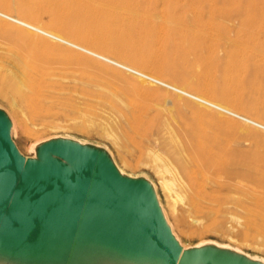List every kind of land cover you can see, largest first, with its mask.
Wrapping results in <instances>:
<instances>
[{"label": "rangeland", "instance_id": "1", "mask_svg": "<svg viewBox=\"0 0 264 264\" xmlns=\"http://www.w3.org/2000/svg\"><path fill=\"white\" fill-rule=\"evenodd\" d=\"M72 1H90L107 14L113 28L101 32L98 40L114 43L136 59L126 61L115 51L54 28L48 23L53 20L52 0H0V11L32 24L37 21V26L48 21L46 30L264 124V0ZM24 4L37 14L46 9L44 21L30 18L22 11ZM66 18L69 26L84 24L73 11ZM0 25L39 39L32 45L0 33V108L8 113L13 139L24 156H34L33 146L54 136L105 147L124 172L154 183L184 248L215 241L264 258V221L248 211L253 199L238 186L243 183L259 192L264 187L235 171L247 162L264 171L263 129L1 16ZM80 34L91 32L83 29ZM23 67L39 77L44 74V79L37 77L49 92H32L22 78ZM10 68L13 75L7 73ZM191 134L205 152L227 161L233 171L219 181H203L204 194L193 189L188 159L174 139L180 135L185 142L182 136ZM166 179L174 183L172 193L164 186Z\"/></svg>", "mask_w": 264, "mask_h": 264}, {"label": "water", "instance_id": "2", "mask_svg": "<svg viewBox=\"0 0 264 264\" xmlns=\"http://www.w3.org/2000/svg\"><path fill=\"white\" fill-rule=\"evenodd\" d=\"M12 130L8 113L0 108V243L3 251L10 246H23V242L15 243L12 237L23 238L24 235L18 233L20 228L28 229L34 221L74 227L84 225L85 229L98 230L108 227L104 224L118 223L121 230L117 234L121 241L109 235L107 237L116 241H95L87 231L84 236L67 235L63 232L73 231H51L48 225L37 226L32 232L46 237L56 234L66 240L68 236L83 237L86 244L96 247L86 252L94 258L105 256L98 248L100 244L113 246L121 257L129 258L125 260L129 264H147L144 260L149 264H264V258L215 241L184 248L165 216L154 183L146 176L124 172L105 147L71 136H54L36 143L34 156L26 157L18 149ZM67 195L76 198L78 204L95 201L110 206L112 213L87 217L76 200H66L70 199ZM31 204H38V210L45 214L32 217L19 214V208L24 211ZM16 208L17 214L9 222ZM13 220L17 224L15 229L9 230ZM26 243L30 248H39V252L46 251L41 250V246ZM51 249L48 246L47 250ZM52 252L55 253L53 249Z\"/></svg>", "mask_w": 264, "mask_h": 264}, {"label": "bare ground", "instance_id": "3", "mask_svg": "<svg viewBox=\"0 0 264 264\" xmlns=\"http://www.w3.org/2000/svg\"><path fill=\"white\" fill-rule=\"evenodd\" d=\"M47 1H51V0H47ZM52 1L55 4V8L51 9V12L50 11L49 12H50V14H52V15H50V17H52L53 20L51 19L50 22H48V21L47 22L51 23V21H52L51 25L54 28L56 27L60 31L64 32L65 35L70 37V38L71 37H74V38L78 37L80 39H83L87 43L99 45L102 48V50L115 51V53L120 54L126 61L130 60V59L131 60L136 59V56L134 54L118 50L114 46L115 45L114 43H110V42L107 43V42H102V41L98 40L99 38H97V36L102 34L101 32H104L105 30L110 31L113 28V23L111 22V20H109V17L107 16V14L103 13L100 9H97L95 7L94 3L90 2V1L86 2V3H78V2H73L72 0H52ZM26 9H28V10H26ZM30 9L31 8L28 6H25V4L22 6V11L26 12L27 15L30 16V18H34L36 20L37 19L43 20V17L46 16L45 15V13H47L45 11L46 9L45 10L43 9L45 13L41 12L42 14H37L36 11L34 10V8H33L34 11H32V9L31 10ZM47 10H49V8H47ZM41 11H42V8H41ZM70 11L75 12L76 15H80L83 18L84 24L82 26H73V25L69 26V24H68L69 18L68 19L66 18V14H67V12L69 13ZM0 15L4 16V18H6V19L18 24V25H21V26H23L29 30H32L36 33H39L45 37H48V38L53 39L55 41H58L64 45L73 47V48H75L79 51H82L83 53H86L88 55H91V56H93V57H95V58H97L103 62L109 63L111 65H114L116 67L124 69L128 72H132V73L136 74L138 77H140L146 81H147V79L145 77H147V78L151 77V78H154L160 82H164V81L158 79L157 77L155 78V76L154 77L152 75L150 76V75H148V74H146V73H144V72H142V71H140V70H138V69H136V68H134L128 64L120 62V61L113 59V58H111L105 54L98 53L97 51L91 50V49L84 47L80 44H77L76 42H73V41H71L65 37H62V35L58 32L54 33L52 31L46 30V29H48L47 22L42 24V21L39 20L41 22L40 23L41 26L40 25L37 26L39 23L35 20L34 21L36 22L35 23L36 25L25 21V19L23 20V19H20L18 17H14V16L6 14L2 11H0ZM47 15L49 16V13ZM45 21H46V19H45ZM42 25H43V28H42ZM44 25L47 27L46 29H45ZM83 29H87L88 31H90L91 35L86 36V37L82 36L80 33L83 31ZM53 31H54V29H53ZM0 33L7 36V37H11L12 39L15 37L17 38V36L22 37L23 39L27 40L28 43H30L32 45L39 43V39L36 38L35 36L28 35V34L21 32V31H16L12 28H9V27L3 26V25H0ZM58 34H60L61 36ZM93 35H96V37H94ZM81 44H83V42ZM86 45L87 44H85V46ZM99 51H100V49H99ZM74 58L78 59V58H76V56ZM25 62H27L26 64H28L30 61L25 59ZM21 63H23V66L24 65L27 66L26 64H24V62H21ZM142 64L145 65V63H143V62H142ZM149 65H151V64H149ZM28 68L29 67L27 66L26 69H28ZM6 70H7V73H11V74L13 73L11 68L6 69ZM21 70L25 71L24 67ZM31 70H33V69H31ZM23 71H20V74ZM25 72H23L22 78H23L25 84L29 87V89L32 90V92H34L38 96L43 95L45 92H49L48 91L49 89H47L46 86H44L43 80L41 81L39 79V78L44 79V77H46L43 73H42L43 77L42 76L39 77L38 76L39 74H37L38 73L37 70H35V72H37L36 73L37 75L33 74L32 71H28L26 73ZM16 75H18V74H16ZM16 78H17V76H16ZM46 82H47V80H46ZM164 83L169 85L170 88H172V90H174L175 92L180 93L184 96L190 97V98L200 102L205 107H208L210 109H215V110L218 109V111H220L222 113H228V114L233 113L235 115H238L240 117V119H242L243 121H245L247 123H250L254 126L261 125L264 127L263 123H260L254 119H251L245 115H242V114L230 109V107H226V105L224 106V105H221L219 103L210 101L211 99L210 100L205 99V98L200 97L198 95H195L189 91H186L182 88L171 85L167 82H164ZM38 96H37V98H38ZM129 113H128V115H129ZM131 117H132V115H130V118ZM128 119L126 118L127 121H128ZM256 127H258V126H256ZM141 130L142 129H140V131ZM182 137H184L185 142L180 140V135L174 136V139L178 141V146H179V150H180L181 154L186 156L188 159L187 165L189 167L188 170L191 172V184H192L193 189L198 190L199 192H203V194H204L205 188H207V186L205 187L204 182L208 181L211 178H215L217 181H219V179L221 178L223 173L233 172V171H231L232 168L229 166V164L226 163L227 161L225 162L222 158L215 157L214 155H211V154L205 152L204 148L202 147L201 143L199 142V140L197 139V137L195 135L191 134V135L182 136ZM250 164H252V163H250V162L244 163V167H242L238 170H235V171L240 172L241 175L245 179H252V180L259 181V183H261L262 186L264 187V171H261L260 169L257 168V166H254V165L251 166ZM247 166H249V167L247 168ZM160 172H162V171H160ZM257 172L260 174V176L257 174ZM162 174H163V172H162ZM160 176L162 177L161 174H160ZM200 179L202 181H200ZM173 184L174 183L170 182V180H168V179H166L164 181V186L166 187L167 191H169V192L173 191L172 190ZM238 187H240L244 191L243 193L246 192V194H248V196H251L253 199V205H252V207L247 208L248 211L253 216L260 218L262 221H264V191L259 192L255 188H254L255 190H253V188H252V190H250V189L246 188L243 185V183L240 184ZM173 194H174V192H173ZM67 196L70 199L66 198V200H71V199L76 200V198H74L72 196H69V195H67ZM174 198H175V196H174ZM206 199H208V198H206ZM176 200H177V197H176ZM213 200H215V199H213ZM21 201H22V199L20 200V202ZM75 203L78 206H80L81 209H84L86 211L85 216L90 217V218H93V217L95 218L94 215L97 213L98 214L102 213V212L103 213H109V214L112 213V210H111V212L109 210V209H111L110 206H107V205L102 206L95 201H85L84 203L82 202L81 204H78L77 200H76ZM18 208H16L15 212L11 215L9 222L17 214ZM39 208L40 207L38 206V204H31L28 207V209H25L24 211L21 208H19V214L20 215H27L30 217H32L36 214H45V211L38 210ZM46 214L49 215V212L47 211ZM16 224H17L16 221L13 220L9 225V230L15 229ZM30 224H31V226H29L28 229L27 228H25V229L20 228L18 233L24 235L23 238L12 237V241H14L15 243L23 242V244H22L23 246H13V247L10 246V248L7 247L8 248L7 251H3L4 247H2V245H1L2 243H0V264H122V263L123 264H129V263L125 262V260H127L129 258L128 257H121L119 253L114 251L115 248L113 246H109L106 244L104 246H102L100 244L98 246V248H100V251L103 254H105V256L102 257L100 255L99 257L94 258V257H92V255H90L86 252L89 249L94 250V249H96V247L93 245L86 244L85 239L83 237L69 238V236H68L67 237L68 241H67L65 238L60 239V237L57 236L56 234L53 235V234L48 233L49 237H46L44 234H40L39 232H36V233L32 232L33 230L37 229V226H39L41 228H45V226L48 225L49 227H47V229L51 230V231L54 229L55 230L60 229L61 232L63 230L73 231V233L68 232V231L63 232V234H67V235L84 236V235H87V232H89L90 237L94 238L95 241H116V240H114L115 238H112V237H116L117 241H121L120 237L117 234V231L121 230V225L118 223H111V226H109L110 224H108V225L104 224L108 227H105L102 229L100 228V230L102 232H104L103 235H102V232L98 229H91L92 227H87V229H85L84 225H79L80 227H74V226H70V225H61V224L60 225L59 224L53 225V224H50L48 222H45V223L41 222V223L37 224L36 221H34ZM43 224H45V225H43ZM115 224H117V225H115ZM85 231H87V232L85 233ZM92 231L98 232V234H96V233L93 234ZM108 235L112 236V237H107ZM28 239L30 241H28ZM20 240H25V241H20ZM31 240H37V241H31ZM26 242H31L32 245L34 244V245L39 246V247L41 246L40 249L43 250V248H44L46 251H48L47 248L49 246L53 249V251L55 253L52 252V249L48 252H46V251L45 252H41V251L39 252L38 251L39 248L38 249L30 248L27 246ZM130 255L132 256V254H130ZM144 261L147 264H149L148 260H144Z\"/></svg>", "mask_w": 264, "mask_h": 264}, {"label": "built area", "instance_id": "4", "mask_svg": "<svg viewBox=\"0 0 264 264\" xmlns=\"http://www.w3.org/2000/svg\"><path fill=\"white\" fill-rule=\"evenodd\" d=\"M1 16V15H0ZM1 17H3L4 18V16H1ZM6 19V18H5ZM44 34V33H43ZM45 35V34H44ZM47 36V35H46ZM130 73H132V72H130ZM132 74H134V73H132ZM134 75H136V74H134ZM137 76V75H136ZM146 79H147V81H149L150 83H153V84H155V85H159V86H162V87H166V88H169V89H171L172 90V88H170V86L169 85H167L166 83H164V82H160V81H158V80H156V79H154V78H151V77H145ZM174 91V90H173ZM218 110V109H217ZM225 114H227V115H229V116H231V117H234V118H237V119H239V120H242V119H240V117L238 116V115H235V114H233V113H230V114H228V113H225ZM243 121V120H242ZM256 126H258L259 128H261V129H263L264 130V127L263 126H261V125H256Z\"/></svg>", "mask_w": 264, "mask_h": 264}]
</instances>
